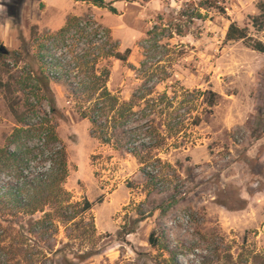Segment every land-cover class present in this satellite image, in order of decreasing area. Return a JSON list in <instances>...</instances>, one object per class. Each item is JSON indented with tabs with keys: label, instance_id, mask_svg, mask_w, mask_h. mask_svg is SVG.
Listing matches in <instances>:
<instances>
[{
	"label": "rangeland",
	"instance_id": "1",
	"mask_svg": "<svg viewBox=\"0 0 264 264\" xmlns=\"http://www.w3.org/2000/svg\"><path fill=\"white\" fill-rule=\"evenodd\" d=\"M204 1L117 0L116 15L79 6L81 15L91 6L85 15L106 34L99 39L75 22L52 32L42 0H0V148L17 150L10 104L20 113L34 106L24 125L46 122L65 151L68 215L85 199L94 204L73 221L55 218L54 235H0V264H264V54L225 42L235 23L264 45V0L200 9ZM127 49L126 63L108 55ZM104 69L117 100L110 143L91 134L76 97L79 83ZM40 73L48 92L34 79ZM32 138L21 143L40 146ZM49 149L44 159L36 151L26 172L47 170ZM141 158L151 159L152 180Z\"/></svg>",
	"mask_w": 264,
	"mask_h": 264
},
{
	"label": "trees",
	"instance_id": "2",
	"mask_svg": "<svg viewBox=\"0 0 264 264\" xmlns=\"http://www.w3.org/2000/svg\"><path fill=\"white\" fill-rule=\"evenodd\" d=\"M78 2H86L92 6L108 10L110 13L116 15L117 11L114 8V3H108L105 0H75ZM149 2L150 0H144ZM218 2L217 0H206L199 4V8L206 6L208 2ZM259 10L262 15L260 18L264 20V3L259 4ZM219 12L225 14L223 8H219ZM85 18V19H84ZM92 15H85L82 18H71L68 20L67 25L58 31L63 35L68 32L72 22L78 23L81 30H94L99 39L105 38V32L99 31L98 25L95 23ZM260 18L254 19V26H258ZM264 25L258 27L259 30L263 29ZM37 28V27H35ZM95 28V29H94ZM181 36V32H180ZM225 42H242L248 49L264 54V45L261 42L252 40L246 29L239 28L235 23H231L226 31ZM131 50L127 49L124 53H110L109 57L126 63L130 57ZM1 56V55H0ZM89 54L85 56L84 60L89 58ZM82 60V59H81ZM94 63L86 62V65H92ZM78 63V62H77ZM52 64V63H51ZM81 66L76 64V67ZM59 76L51 74V79H57ZM109 78V71L104 69L100 76L87 77V81H82L80 86L81 92L76 95L73 92L72 95L78 97V114L82 120H89L93 129L91 134H98L100 140L104 143H110L105 134V129L109 124V113L113 112L117 105V100L112 97L106 88V83ZM39 88L43 91H50V79L43 75V73L37 77H34ZM5 85L0 84V90H3ZM99 92L95 98L96 93ZM208 98V104L213 107L216 103V94L212 91L206 93ZM89 103V107L83 110V104ZM10 112L15 118L17 128L12 133V144L17 145V150L12 151L9 146L0 148V235H54L57 232V228L54 224L55 218H61L63 221L70 222L77 218L79 214H86L90 212L94 207V204L85 199L80 207L79 212L73 215H68L72 205L69 201V194L64 190L63 183L65 182L68 172L65 151L63 148H56V144L59 143V139L53 128L49 127L46 122H40L35 126L24 125V118L35 112L34 106L26 107V110L20 113L19 104L11 103L9 106ZM52 113L55 114V107L51 108ZM32 139H37L40 146L29 145L28 143H21L22 138L25 136ZM53 148V152L49 149ZM49 149L50 160L52 165L45 171H39L35 174H29L27 165L30 162V158L36 151H41L44 159V151ZM55 150V151H54ZM40 158V160H41ZM42 159V160H43ZM140 163L144 165V175L152 180V174L146 172L151 165V159L141 158ZM27 173V174H25ZM7 176V181H3L2 177ZM98 204L100 201L97 202ZM74 208V207H73ZM36 215H42L35 218ZM6 225L5 227L3 225ZM131 234V233H128ZM157 241L154 239V235H150L149 244L152 247L156 246ZM86 257H78V260H84ZM84 262V261H81ZM83 264V263H81Z\"/></svg>",
	"mask_w": 264,
	"mask_h": 264
},
{
	"label": "crops",
	"instance_id": "3",
	"mask_svg": "<svg viewBox=\"0 0 264 264\" xmlns=\"http://www.w3.org/2000/svg\"><path fill=\"white\" fill-rule=\"evenodd\" d=\"M105 1L108 3H114L113 6L117 11V8L115 7L117 0ZM42 4L44 5L43 15L48 17L47 26L52 32H58L63 29L70 18L84 17V15L91 10L90 8L92 6H88L87 8L89 10L81 15V13L77 12V9H80L79 6H86V4H88L86 2H78L75 0H42Z\"/></svg>",
	"mask_w": 264,
	"mask_h": 264
}]
</instances>
